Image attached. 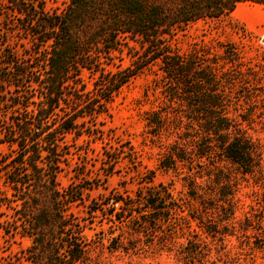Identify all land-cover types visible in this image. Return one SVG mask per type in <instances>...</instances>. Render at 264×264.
<instances>
[{"label": "trees", "instance_id": "16d2710c", "mask_svg": "<svg viewBox=\"0 0 264 264\" xmlns=\"http://www.w3.org/2000/svg\"><path fill=\"white\" fill-rule=\"evenodd\" d=\"M247 2L264 5V0H67L49 8L48 0H0V148L8 147L0 153V234L31 240L22 252L26 261L92 264L100 242L88 238L87 230L101 213L110 229H122L107 246L110 253L166 249L176 252L180 264H227L194 224L207 237L224 240L236 214L234 171L263 175L262 145L244 128L257 106L243 105L261 97L256 91L264 93L263 79L255 78L254 92L248 93L241 71L227 69L238 53L211 57L201 47L183 53L176 42L193 23L228 16ZM145 72L157 77L165 103L148 114L146 132L163 140L159 168L181 173L182 190L174 182L156 184L155 171H137L134 193L119 191L90 207V221L80 218L73 208L85 203L86 188L60 183L73 161L68 137L95 142L110 137L100 120ZM121 147L111 149L106 160L125 157ZM130 150L129 160L138 163ZM260 201L264 206V190Z\"/></svg>", "mask_w": 264, "mask_h": 264}, {"label": "rangeland", "instance_id": "374dc122", "mask_svg": "<svg viewBox=\"0 0 264 264\" xmlns=\"http://www.w3.org/2000/svg\"><path fill=\"white\" fill-rule=\"evenodd\" d=\"M66 1L48 0V6L62 7ZM176 44L183 53H189L195 47L205 48L211 53V57L236 52L239 54L237 62L228 64L227 69L241 71L248 93L254 92L252 89L257 84L255 78L257 81L263 79L264 85V5L240 3L228 16L193 23L178 36ZM18 53H21V49ZM125 64H128V60ZM221 64H224L223 60ZM156 80L153 73L145 72L124 88L112 104L110 116L100 120L110 135L106 140L95 142L88 136H83L75 141L68 137L73 161L72 166L62 172L60 183L62 187L73 184L86 188L85 203L73 208L78 217L90 221V207L101 206L98 203H105L108 197L119 191L134 193L139 181L137 171H155L156 184L174 182L177 191L182 190L181 173L159 168V161L165 152L163 140L146 132L148 114L165 107L164 98L160 90L156 89ZM256 92L261 97H251L243 103L245 108L257 106L254 108L256 115L253 122L244 123V128L254 142L262 145L264 166V93ZM120 146L128 154L121 156L117 163L106 160V155H112L111 149ZM130 148L137 152L136 164H132L127 156L132 153ZM7 152L8 147L2 145L0 153ZM77 172L82 175L78 176ZM234 172L237 180L234 197L236 214L230 221L227 232V235H231L221 240L220 237H207L195 224L194 228L214 255L218 251L227 264H264V206L260 201L264 190V172L262 176L259 174L255 177ZM0 189H4L1 183ZM99 214L93 230H87L88 238L100 242L94 245L92 264H180L176 252L166 249L156 253L149 252L148 255L110 253L107 246L113 237L122 233V229H110V225ZM247 219L251 221L248 222ZM110 231L114 234H110ZM179 241L186 242V239ZM30 245L31 240L28 238H9L0 234V264L13 259H19L21 264H30L22 254Z\"/></svg>", "mask_w": 264, "mask_h": 264}]
</instances>
